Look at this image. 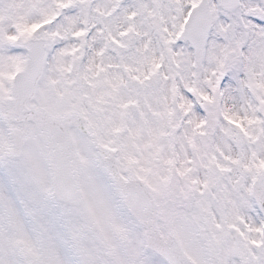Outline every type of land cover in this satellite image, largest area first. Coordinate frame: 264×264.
Here are the masks:
<instances>
[{
	"label": "snow or ice",
	"instance_id": "6c2138e0",
	"mask_svg": "<svg viewBox=\"0 0 264 264\" xmlns=\"http://www.w3.org/2000/svg\"><path fill=\"white\" fill-rule=\"evenodd\" d=\"M0 264H264V0H0Z\"/></svg>",
	"mask_w": 264,
	"mask_h": 264
}]
</instances>
